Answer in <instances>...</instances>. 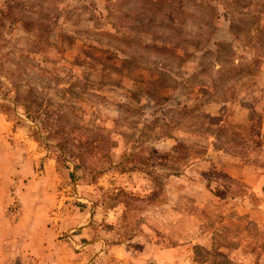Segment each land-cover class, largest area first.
I'll list each match as a JSON object with an SVG mask.
<instances>
[{"label": "rangeland", "instance_id": "rangeland-1", "mask_svg": "<svg viewBox=\"0 0 264 264\" xmlns=\"http://www.w3.org/2000/svg\"><path fill=\"white\" fill-rule=\"evenodd\" d=\"M222 2L199 52L124 24L123 12L148 15L117 0H0V210L17 222L29 209L57 264H264V43L253 45L264 0ZM182 20L166 16L175 32ZM112 37L174 49L182 63L133 59L140 49ZM219 45L235 57L219 62ZM18 74L51 82L47 97L66 106L60 161L12 100ZM225 123L233 131H217ZM79 142L88 169L68 156Z\"/></svg>", "mask_w": 264, "mask_h": 264}, {"label": "trees", "instance_id": "trees-1", "mask_svg": "<svg viewBox=\"0 0 264 264\" xmlns=\"http://www.w3.org/2000/svg\"><path fill=\"white\" fill-rule=\"evenodd\" d=\"M213 0L205 2V0H117V7L119 12L125 6L132 5V9L136 10L137 8H141L140 10L143 11L145 15H148V18L140 20V23H136L137 16H131V13L128 11L129 14L123 12V17L125 21H121L124 24H133V26L137 29V32H151L153 34V30L163 29L167 32L172 34V38L177 39L180 42H186L195 51L203 52L205 50V42L209 40L212 36V22L218 15L217 7L212 3ZM222 2V0H220ZM244 1V6L248 7L251 6L252 0H235V2ZM222 4H225L222 2ZM241 6V5H237ZM180 15L183 17L182 22L176 26L178 27V32H175L174 26L172 24L168 25L166 21L167 15ZM161 23L160 25H158ZM165 23V25H163ZM151 33H147L150 34ZM165 34V33H162ZM154 36V35H153ZM114 41H119V43L134 46L137 49H140V52L133 51L130 55L133 59L136 58V54H145V51H148L150 54H153L157 57H164L169 58L171 61H179V65L182 63V57H180L174 49H170L167 47H157L155 44L148 45V44H141L135 43L132 41H124L119 40L118 38L112 37ZM264 43V34H259L253 41V45L255 49L259 50V48ZM125 54V53H124ZM226 54V55H225ZM234 51L231 47L225 45H219V49L217 54L215 55L218 61L220 62L225 56L226 58H234L233 56ZM26 69H24V74ZM41 73L48 74L47 71L41 70ZM26 74L25 76H28ZM55 80V79H52ZM13 87L15 88V95L12 98L13 102H15L19 107L23 110L25 115L29 117L32 121H38L41 124V131L44 133V138L39 135V132H36L37 138L41 141L45 140H54L57 146H49L46 145L47 148H50L53 152L59 154L57 156V161H60L63 158L64 149L67 146H64V142H68L69 136L72 134L71 129L66 124L65 121V105H60L55 107L49 98L47 97L48 91H51V82H39L34 83L33 87L30 86L26 81H23V84L19 80V74L17 76V80H13L11 82ZM40 101V103H39ZM192 119H195L193 117ZM197 119V118H196ZM227 125V126H226ZM225 128L220 127L217 128V131H221L225 129V131L229 132L231 128L229 127L228 123H225ZM233 131V130H231ZM244 131V129H242ZM226 133V132H225ZM67 137V138H66ZM246 139V138H245ZM239 143H234L231 140L230 146L232 148H238V150H243L245 148V143L240 140ZM100 148V147H99ZM76 150L74 152L73 150ZM93 148H91L90 152ZM225 153L228 151L223 150ZM68 156L72 157L75 160L79 161V166L83 169L90 168L91 163L87 161V149L81 142L77 143V146H73L72 148L69 147L67 149ZM70 154V155H69ZM228 154V153H226ZM238 158V157H234ZM233 158V159H234ZM244 161V160H243ZM246 161V160H245ZM243 162V167H239L235 169L241 170V168H249V161ZM256 164V163H255ZM97 167L95 166L91 169V172ZM235 170L239 174L237 181H234L233 186L238 187L240 186V195H244L247 189L250 188V185L243 174L240 171ZM101 171V170H100ZM100 171L97 168L96 174H99ZM241 180V183L239 181ZM227 187V191L233 187Z\"/></svg>", "mask_w": 264, "mask_h": 264}, {"label": "crops", "instance_id": "crops-1", "mask_svg": "<svg viewBox=\"0 0 264 264\" xmlns=\"http://www.w3.org/2000/svg\"><path fill=\"white\" fill-rule=\"evenodd\" d=\"M26 210L17 222L9 221L0 210V264H57L51 238Z\"/></svg>", "mask_w": 264, "mask_h": 264}, {"label": "built area", "instance_id": "built-area-1", "mask_svg": "<svg viewBox=\"0 0 264 264\" xmlns=\"http://www.w3.org/2000/svg\"><path fill=\"white\" fill-rule=\"evenodd\" d=\"M18 211H19V207H13V208H11V214L12 215H16L18 213Z\"/></svg>", "mask_w": 264, "mask_h": 264}]
</instances>
